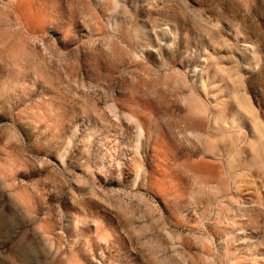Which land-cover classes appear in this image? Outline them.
Masks as SVG:
<instances>
[{"label":"rangeland","instance_id":"374dc122","mask_svg":"<svg viewBox=\"0 0 264 264\" xmlns=\"http://www.w3.org/2000/svg\"><path fill=\"white\" fill-rule=\"evenodd\" d=\"M0 264H264V0H0Z\"/></svg>","mask_w":264,"mask_h":264}]
</instances>
